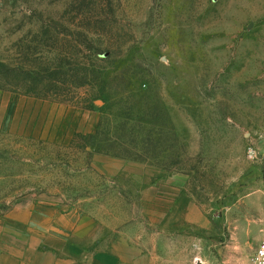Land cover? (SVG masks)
<instances>
[{"label":"rangeland","instance_id":"rangeland-1","mask_svg":"<svg viewBox=\"0 0 264 264\" xmlns=\"http://www.w3.org/2000/svg\"><path fill=\"white\" fill-rule=\"evenodd\" d=\"M35 202L146 264H249L264 0H0V217Z\"/></svg>","mask_w":264,"mask_h":264},{"label":"crops","instance_id":"crops-1","mask_svg":"<svg viewBox=\"0 0 264 264\" xmlns=\"http://www.w3.org/2000/svg\"><path fill=\"white\" fill-rule=\"evenodd\" d=\"M128 237L100 234L79 210L35 202L15 204L0 217V264H146Z\"/></svg>","mask_w":264,"mask_h":264},{"label":"built area","instance_id":"built-area-1","mask_svg":"<svg viewBox=\"0 0 264 264\" xmlns=\"http://www.w3.org/2000/svg\"><path fill=\"white\" fill-rule=\"evenodd\" d=\"M249 264H264V237L259 240Z\"/></svg>","mask_w":264,"mask_h":264},{"label":"trees","instance_id":"trees-1","mask_svg":"<svg viewBox=\"0 0 264 264\" xmlns=\"http://www.w3.org/2000/svg\"><path fill=\"white\" fill-rule=\"evenodd\" d=\"M93 136H96V134L95 135H91L90 137H93Z\"/></svg>","mask_w":264,"mask_h":264}]
</instances>
